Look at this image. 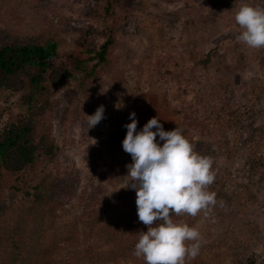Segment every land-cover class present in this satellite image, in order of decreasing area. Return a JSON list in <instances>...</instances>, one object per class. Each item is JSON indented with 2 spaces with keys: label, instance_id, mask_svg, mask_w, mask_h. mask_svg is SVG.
Wrapping results in <instances>:
<instances>
[{
  "label": "rangeland",
  "instance_id": "1",
  "mask_svg": "<svg viewBox=\"0 0 264 264\" xmlns=\"http://www.w3.org/2000/svg\"><path fill=\"white\" fill-rule=\"evenodd\" d=\"M125 2L105 18L100 9L106 0H0V37L55 38L73 73L71 79L47 83L57 106L52 118L41 115L37 124L39 131L53 126L60 149L56 161L41 156L36 172L71 174L67 189L74 195L57 219L59 226L81 216L86 205L81 194L94 184L104 185L112 200L130 189L123 188L127 174L112 168L132 158L113 138L127 131L124 125L135 111L137 129L155 116L165 131L177 127L198 154L213 160L215 180L207 190L216 193L217 204L207 215L185 213L176 222L202 236L198 255L186 257L185 264H264V48L239 42L242 29L235 21L242 4L264 8V0ZM92 24L100 46L111 32L117 42L109 65H98L88 78L72 56ZM94 64L85 65L88 72ZM22 95L19 87L1 100L0 126ZM117 103L123 107L117 109ZM100 105L104 119L88 129L87 115ZM2 198L12 199L8 192ZM132 209L115 203L102 224H124ZM78 228L81 248H102L96 231L84 234V222ZM105 264L135 263L130 258Z\"/></svg>",
  "mask_w": 264,
  "mask_h": 264
},
{
  "label": "trees",
  "instance_id": "2",
  "mask_svg": "<svg viewBox=\"0 0 264 264\" xmlns=\"http://www.w3.org/2000/svg\"><path fill=\"white\" fill-rule=\"evenodd\" d=\"M106 1L100 9L105 18L115 16L126 5L125 0ZM95 27L92 24L78 38V48L72 56L76 68L85 69L88 78L95 74L98 65L104 68L109 65L117 42L111 32L100 46ZM59 46L55 38L0 37V102L10 91L23 87L18 107L9 110L6 124L0 126V264H80L85 260L89 264H105L130 258L135 264H145L142 258L133 255L140 232L147 231V226L138 219L134 189L123 191L112 200L104 185L94 184L91 192L81 194L86 204L81 216L73 223L59 226L57 219L74 195L67 189L71 174L55 177L50 172L43 176L36 172L41 156L56 161L60 149L52 125L45 130L37 129L41 115L52 118L57 106V100L48 96L51 86L47 83L73 78ZM94 61V69L88 72L85 67ZM210 61L207 56L206 64ZM126 133L113 141H123ZM156 139L163 144L158 136ZM97 149L91 152V157L95 158ZM126 165H116L112 170L127 174ZM5 192L12 197L10 203L2 198ZM120 202L133 208L124 224H102L112 206ZM182 215L172 214L171 218L177 222ZM81 222L88 229L84 234L97 232L101 249L81 248L78 228ZM135 225L139 226L137 230L133 229ZM105 245L108 247L104 248Z\"/></svg>",
  "mask_w": 264,
  "mask_h": 264
},
{
  "label": "clouds",
  "instance_id": "3",
  "mask_svg": "<svg viewBox=\"0 0 264 264\" xmlns=\"http://www.w3.org/2000/svg\"><path fill=\"white\" fill-rule=\"evenodd\" d=\"M235 21L242 29L239 42L250 49L264 48V8L242 4ZM122 107L116 104L117 109ZM104 112L100 105L87 115L88 129L104 119ZM129 119L122 147L132 163L126 165L128 179L123 188L136 191L138 219L147 226L146 232H140L133 255L145 264H185L186 257L198 255L202 236L197 228L176 223L171 216L186 213L195 217L200 211L207 215L217 204L216 193L207 190L215 180L213 160L198 154L177 127L165 131L155 116L140 131L135 111Z\"/></svg>",
  "mask_w": 264,
  "mask_h": 264
}]
</instances>
